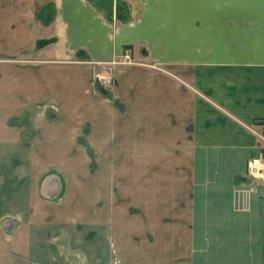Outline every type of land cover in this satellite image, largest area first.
I'll use <instances>...</instances> for the list:
<instances>
[{
	"label": "crops",
	"instance_id": "crops-1",
	"mask_svg": "<svg viewBox=\"0 0 264 264\" xmlns=\"http://www.w3.org/2000/svg\"><path fill=\"white\" fill-rule=\"evenodd\" d=\"M254 158L264 0H0V264H264Z\"/></svg>",
	"mask_w": 264,
	"mask_h": 264
},
{
	"label": "built area",
	"instance_id": "built-area-1",
	"mask_svg": "<svg viewBox=\"0 0 264 264\" xmlns=\"http://www.w3.org/2000/svg\"><path fill=\"white\" fill-rule=\"evenodd\" d=\"M125 57L129 58L128 52L125 54ZM99 80H102L103 84L108 86L109 88L111 87V80L107 78H100ZM247 170H248L247 175L249 179L261 181L264 183V162L262 161L261 158H254L251 161H249L247 164ZM9 223H12L13 225L12 220H5L3 222V227L8 233H11L14 226L9 228L8 227Z\"/></svg>",
	"mask_w": 264,
	"mask_h": 264
},
{
	"label": "rangeland",
	"instance_id": "rangeland-1",
	"mask_svg": "<svg viewBox=\"0 0 264 264\" xmlns=\"http://www.w3.org/2000/svg\"><path fill=\"white\" fill-rule=\"evenodd\" d=\"M97 81H98V83L101 84L104 88H106V89H108V90H111V87L109 88L108 86L104 85L103 82H102V80H99V79H98ZM111 86H112V84H111ZM52 116H53V114H50V115H49V119H54V118H55V116H53L54 118H53ZM127 179H128V178H126V185H128V181H127ZM129 182H130V181H129ZM120 196H121V198H122V196H124L125 204H127V206L132 207V205H133V199H134V195H133L132 192L121 193Z\"/></svg>",
	"mask_w": 264,
	"mask_h": 264
},
{
	"label": "trees",
	"instance_id": "trees-1",
	"mask_svg": "<svg viewBox=\"0 0 264 264\" xmlns=\"http://www.w3.org/2000/svg\"><path fill=\"white\" fill-rule=\"evenodd\" d=\"M54 41L53 40H49V41H38L37 43V48L36 49H40L42 48L44 45H47V44H51L53 43ZM98 84V82H97Z\"/></svg>",
	"mask_w": 264,
	"mask_h": 264
},
{
	"label": "water",
	"instance_id": "water-1",
	"mask_svg": "<svg viewBox=\"0 0 264 264\" xmlns=\"http://www.w3.org/2000/svg\"><path fill=\"white\" fill-rule=\"evenodd\" d=\"M101 92H102L103 94H107V90H106V89H101Z\"/></svg>",
	"mask_w": 264,
	"mask_h": 264
}]
</instances>
